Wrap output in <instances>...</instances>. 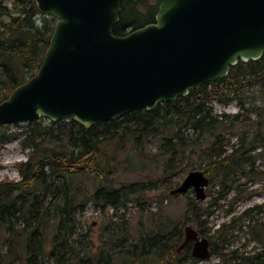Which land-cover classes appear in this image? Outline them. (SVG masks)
Masks as SVG:
<instances>
[{"label": "trees", "instance_id": "1", "mask_svg": "<svg viewBox=\"0 0 264 264\" xmlns=\"http://www.w3.org/2000/svg\"><path fill=\"white\" fill-rule=\"evenodd\" d=\"M139 1L141 0L120 1L119 20L113 26L115 34H125L153 20L160 0L157 6L148 7L154 9L144 18L141 17L143 11L136 6ZM126 10L133 11V15L128 16ZM39 13L41 12L35 0H0V100L5 98L15 85L30 77L39 66L54 23L53 19L46 18L42 24H38L36 17ZM254 86H256L255 96H260L262 99V105L257 107L258 126L261 130L250 134L248 130L241 132L238 140L232 143L231 149L223 147L222 144L216 145L223 130H233L239 121V115L235 113L232 118L225 113L215 116L208 102L216 98L226 103L231 98L229 96L231 93V96H237L240 105L243 106L245 92ZM119 117H124L127 124H135L132 128L126 127L127 125L123 128L124 132H127L125 131L127 128L129 133L133 131L138 138L150 131L168 129L169 134L164 137L163 146L172 156L184 148L199 143L200 135L207 132L213 134L211 144L204 154L209 162L203 171L210 182L220 187L216 197L218 199L234 185L235 174L238 171L255 174L254 160L259 154H264V133H262L264 54L257 60L246 62L238 60L236 64L230 65L227 75L190 89L186 95H180L170 101L158 102L151 109L133 110L116 115L88 128L77 123L72 117L49 120L48 124H44L39 118L27 120V128L22 130V142L30 150L26 160L17 162L21 178L0 180V228L12 230L14 233L12 238L26 236L24 245L27 253L26 264H88L89 260H92L86 255L87 247L76 248L65 238V235H69V231L73 232L76 228L74 219L76 204L71 198H66L62 205L51 202V199L45 205L38 203L44 200L47 185L52 197L58 196L60 185L57 178L63 180L66 191L69 177L91 173L101 179L109 175V167H101L99 163L100 142L119 134ZM189 128L199 135L186 133L185 130ZM10 135L11 133L0 130L1 141L6 140ZM47 140L59 141L46 148L43 143ZM57 146L62 147L57 148ZM64 146L67 148L62 149ZM256 146L262 151L252 152ZM47 177L52 179L50 183L46 182ZM37 184L44 185L42 190L31 193L29 188H34ZM143 185L144 183L138 181L125 183L120 188L123 190L121 195L119 187L107 189L103 184L104 192L99 187L92 198L97 201L98 196L105 193L108 196L103 203L117 206L127 198L128 191L137 190ZM67 195L66 193L65 196ZM197 203H199L198 199H192L190 215L199 220L202 211ZM261 207V204L252 206L241 213L254 220L256 225L248 224L247 226H250L248 232L251 239L259 242V248L241 252L235 248L224 250L234 236L233 229L237 219L232 216L228 221L218 224L214 232L209 234V255L218 254L221 258L213 264H264V234L261 231L263 223L257 218L254 219L253 215V210ZM52 217H58L55 234L49 252L42 255L41 234L48 218ZM16 220H21L23 225L16 227ZM199 228L200 232L204 233L200 225ZM238 228H241V225H238ZM182 232L181 227L175 226L165 232L141 235L138 241L131 243L125 249L126 258L130 259L131 264H190L189 260L195 258L191 254V242L178 248L184 238ZM15 242L16 240L11 239V236H6L5 241L0 242V264H10L6 259L14 250ZM151 252H156V258L152 263H146L144 257ZM101 256L106 264H112L110 257ZM19 258L16 256L14 259Z\"/></svg>", "mask_w": 264, "mask_h": 264}, {"label": "water", "instance_id": "2", "mask_svg": "<svg viewBox=\"0 0 264 264\" xmlns=\"http://www.w3.org/2000/svg\"><path fill=\"white\" fill-rule=\"evenodd\" d=\"M121 0H35L55 18L37 70L0 100V123L72 117L88 128L228 74L264 54V0H160L152 21L115 34ZM209 177L189 170L169 192L206 197ZM205 258L210 241L185 225L179 249Z\"/></svg>", "mask_w": 264, "mask_h": 264}, {"label": "rangeland", "instance_id": "3", "mask_svg": "<svg viewBox=\"0 0 264 264\" xmlns=\"http://www.w3.org/2000/svg\"><path fill=\"white\" fill-rule=\"evenodd\" d=\"M158 0H141L137 3V8L143 11L142 18L148 17L157 6ZM10 3V1H9ZM148 8V9H147ZM156 12V11H155ZM128 16L133 15V11L126 10ZM55 18L49 14L39 13L36 17L38 24L46 19ZM256 86L245 92V103L240 105L237 96H231L228 102L223 103L218 99H212L208 105L212 108L213 115L225 113L232 118V115L238 113L239 121L233 130H223L221 138L216 145L222 144L223 147L231 149L232 143H235L241 132L248 130L249 134L261 130L258 126V106L262 105L260 96H255ZM219 117V116H217ZM44 124H48L49 118L40 117ZM119 134L113 138L100 142L101 155L99 163L101 167H109V175L104 178H98L91 173H83L69 177L68 187L65 191V183L57 178L60 187L57 197H52V192L48 188L45 190L44 200L38 205H45L51 202L62 203L66 198H71L76 204L74 210V219L76 228L65 238L72 246L87 247L86 255L92 260L88 264H106L103 255L110 257L112 264H131L129 258H126L125 249L140 238L141 235H152L156 232H165L173 227H181L184 234L185 225L193 226L200 235L209 238L215 228L223 221H228L234 216L237 221L233 229L234 236L226 249L235 248L241 251H253L259 248L257 240L251 239L248 232L250 226L255 224L254 220L242 211L246 208L262 205L261 209L253 210L254 219L262 221L261 231L264 234V154L258 155L254 160L255 174H249L238 171L235 174L234 185L228 189L226 194L216 199L220 192L218 184L210 182L205 186L206 197L198 199L197 205L202 214L199 220L190 215L191 201L197 199L193 188H189L183 193L171 194L169 190L177 186L185 174L191 169H202L208 164L209 160L204 155L211 144L213 134L207 132L200 135L199 143H195L172 156L171 152L163 146L168 129H162L158 132L150 131L145 136L137 137L134 132H128V128L135 126L133 123H126L124 117H119ZM27 128V120L16 122L0 123V130L11 135L6 140H0V180L4 178L17 180L21 178L17 162L26 160L30 148L24 146L22 142V130ZM216 130V129H215ZM186 133L193 136L199 135L190 128ZM216 132H218L216 130ZM16 133V134H13ZM124 133V134H121ZM264 133V126L263 132ZM59 140L45 141L43 145L47 148ZM62 146H57L61 148ZM63 147L62 149H66ZM260 152V147L256 146L252 152ZM247 168V167H246ZM47 183L52 179L47 177ZM142 182L144 185L139 189L127 192V198L117 206L109 203H103L108 195L101 194L97 201L92 196L101 187L104 192L103 184L107 189L119 187V194L122 195L121 186L125 183ZM44 185L37 184L34 188H29L30 192L41 191ZM46 187V186H45ZM68 194L65 196V194ZM29 195V194H28ZM216 201V202H214ZM83 205V206H81ZM202 209V210H201ZM207 209L206 211H203ZM14 220V218H12ZM58 217L48 218L41 234L43 245L42 255L49 252L52 239L55 234V224ZM16 227H21V220H16ZM199 225L203 232H200ZM241 225V228H238ZM20 229V228H17ZM13 231L7 228H0V242H4L7 237L16 240L12 252L7 255L6 262L10 264H26L27 253L24 249L26 236H16ZM4 247V246H3ZM83 253V250L81 251ZM20 257L18 260L14 259ZM156 258V252H151L144 257L146 263H152ZM221 260L218 254H212L205 258H194L189 260L190 264H213Z\"/></svg>", "mask_w": 264, "mask_h": 264}, {"label": "flooded vegetation", "instance_id": "4", "mask_svg": "<svg viewBox=\"0 0 264 264\" xmlns=\"http://www.w3.org/2000/svg\"><path fill=\"white\" fill-rule=\"evenodd\" d=\"M191 242V244H192V241H190Z\"/></svg>", "mask_w": 264, "mask_h": 264}]
</instances>
